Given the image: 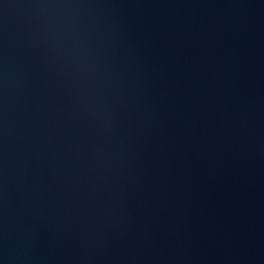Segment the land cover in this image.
I'll return each instance as SVG.
<instances>
[{
  "label": "water",
  "instance_id": "1",
  "mask_svg": "<svg viewBox=\"0 0 264 264\" xmlns=\"http://www.w3.org/2000/svg\"><path fill=\"white\" fill-rule=\"evenodd\" d=\"M0 264H264V0H0Z\"/></svg>",
  "mask_w": 264,
  "mask_h": 264
}]
</instances>
